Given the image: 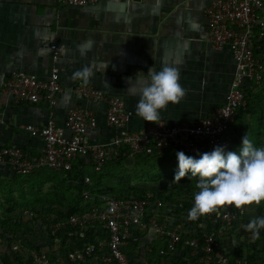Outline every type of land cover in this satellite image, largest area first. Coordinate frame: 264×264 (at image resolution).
I'll list each match as a JSON object with an SVG mask.
<instances>
[{
	"label": "crops",
	"instance_id": "1",
	"mask_svg": "<svg viewBox=\"0 0 264 264\" xmlns=\"http://www.w3.org/2000/svg\"><path fill=\"white\" fill-rule=\"evenodd\" d=\"M211 1L100 0L95 5L72 6L57 0H0V146L20 147L30 156H39L42 140L30 136L24 127L42 128L50 117L61 125L75 107L89 109L97 120V128L87 135L92 142H107L154 124L135 114L150 67L157 71L164 66L178 68L186 90L184 98L162 110L155 123L194 124L203 119L224 103L234 72L229 50H216L209 41L205 12ZM54 55L62 92L52 104L45 99L16 104L3 96L4 81L13 71L46 81ZM83 66L94 72L87 86L124 102L130 117L123 128L107 125L104 103L85 101L74 93L83 85L71 76ZM77 161L88 164L85 158ZM13 174L0 166V180ZM43 231L32 234L28 242L46 252L52 262L71 264L67 253L60 251V242H52L44 227ZM158 238L151 228H133L132 243L126 248L131 264H148L147 253ZM82 264L102 263L91 259Z\"/></svg>",
	"mask_w": 264,
	"mask_h": 264
},
{
	"label": "built area",
	"instance_id": "2",
	"mask_svg": "<svg viewBox=\"0 0 264 264\" xmlns=\"http://www.w3.org/2000/svg\"><path fill=\"white\" fill-rule=\"evenodd\" d=\"M99 1L57 0L58 3L72 6H90ZM205 16L209 41L216 50L228 49L234 62L233 78L220 107L194 124L167 125L157 122L136 132L115 135L110 141L102 143L92 142L87 136L89 131L97 128L94 114L85 107H75L68 111L61 125L50 117L42 128L32 125L24 127L30 136L42 140L43 148L39 156H30L20 147L0 146V166L5 165L14 174L20 175H28L42 168L61 172L71 170L75 161L85 158L98 171L107 160L118 157L123 149L128 150L132 159L137 155L161 153L170 147L195 155L211 152L217 146L227 148L232 141L231 125L237 109L244 107L246 103L244 85L264 84V0H212ZM57 59L58 56L54 55L46 81L33 74L13 71L5 79L1 93L16 104H37L42 99L52 104L62 92L59 69L55 65ZM74 93L82 100L104 103L109 127L121 129L129 121L130 114L120 98H107L101 90L89 86H78ZM85 184L91 186L88 178L84 180ZM82 197L87 203L94 200L89 190L84 191ZM97 201L98 204L83 214L59 220L54 224L50 221L51 235L68 226L78 227L80 237H83L84 231L97 226L107 234L96 245L92 244L82 251L69 254L66 258L69 263L82 264L94 259L102 264H131L126 248L132 239L133 228H151L158 237L165 235L163 226H159L154 218L149 217L150 213L158 212L162 207V202L152 193H147L141 199H121L103 194ZM223 209L219 216L226 223L222 231H226L236 215H232L231 206ZM239 227L244 229L245 225L240 224ZM167 236V252L174 253L181 240L179 231H169ZM55 241L59 242L57 239ZM207 242L202 253H199L198 242L187 241L191 256L200 255L199 261L202 264H227V258L219 256L214 249L215 241L208 238ZM21 248L17 244L13 250L19 251ZM167 252L161 250L159 254L162 256ZM29 257L32 264H56L41 250H31ZM236 262L240 264L242 261Z\"/></svg>",
	"mask_w": 264,
	"mask_h": 264
},
{
	"label": "trees",
	"instance_id": "3",
	"mask_svg": "<svg viewBox=\"0 0 264 264\" xmlns=\"http://www.w3.org/2000/svg\"><path fill=\"white\" fill-rule=\"evenodd\" d=\"M246 103L237 109L231 125L233 135L231 144L225 151H232L239 155L244 130L248 131V138L254 147H264V84L246 83L244 85ZM176 148L170 147L161 153L152 155H137L132 159L127 149L121 150L116 158L107 160L100 170L96 171L94 165L80 161L72 164L68 171H53L47 168L35 170L28 175L13 174L11 178L0 180V264H32L29 257L31 250L40 249L28 242L34 229L29 223L13 217L17 211H26L33 219H41L50 240L60 242V251H65L66 257L76 251L97 244L106 237L101 227L84 231L79 236V228L68 226L51 235L50 221L53 224L71 216L83 214L98 204L100 195L108 194L117 198H143L152 193L162 202L161 209L150 213V219H155L159 226H163L165 235L153 243L147 253L148 264H202L200 255L191 256L190 246L186 242L196 240L198 252L208 244L207 239L215 241L214 249L217 254L227 258V264H264V229L260 231V238L252 240V234L246 230L250 222L243 209L231 206L232 215L236 217L226 231L224 223L219 216L224 209L216 213L189 221L188 212L194 203L195 185L198 178H191L190 174L180 182L174 183L178 171ZM206 153V152H205ZM194 158L200 155L187 154ZM127 164H130L127 165ZM88 178L91 186L84 185ZM169 179V183L162 180ZM49 185L48 189L46 188ZM89 190L94 200L85 202L83 192ZM147 218V220L149 219ZM255 217H264V202L256 206ZM240 224L245 228L241 229ZM177 229L181 236L174 253L167 252L169 238L167 233ZM236 241H243V245L234 246ZM132 240L129 241V244ZM21 245L22 253L14 251L15 245ZM164 250V255L159 252ZM24 252V253H23ZM240 264H243V263Z\"/></svg>",
	"mask_w": 264,
	"mask_h": 264
},
{
	"label": "clouds",
	"instance_id": "4",
	"mask_svg": "<svg viewBox=\"0 0 264 264\" xmlns=\"http://www.w3.org/2000/svg\"><path fill=\"white\" fill-rule=\"evenodd\" d=\"M93 75L91 67L83 66L72 74L71 80L81 81L83 86H87ZM147 76L149 80L140 94L135 114L145 122L156 124L161 111L166 110L169 104H178L186 90L180 84L176 67L164 66L159 71L150 67ZM176 157L178 171L174 183L189 174L191 178H198L194 203L187 215L189 221L212 213L218 215L225 206L243 209L264 202V147H254L247 133L242 138L239 155L217 146L198 159L182 151H178ZM262 229L264 217H254L246 225L253 241L260 238Z\"/></svg>",
	"mask_w": 264,
	"mask_h": 264
},
{
	"label": "rangeland",
	"instance_id": "5",
	"mask_svg": "<svg viewBox=\"0 0 264 264\" xmlns=\"http://www.w3.org/2000/svg\"><path fill=\"white\" fill-rule=\"evenodd\" d=\"M247 130L245 129L244 130V133H246ZM245 135V134H244ZM241 137L243 138V134L241 135ZM239 145L242 146V140L241 142L239 143ZM130 166V164H127ZM163 182H166V183H169V179H166V180H162ZM49 185L46 187L48 189ZM256 206L255 204L251 205V206H245V208H243V212H244V215L248 218V219H252L255 217V210H256ZM13 217L21 220L22 222H25V223H29L31 227H33L34 229V236L35 235H40L41 233H44L43 231V227H42V223H41V219H33L31 217V215H28L26 211H17L15 212L13 215ZM243 241H236L234 243V246H239V245H243Z\"/></svg>",
	"mask_w": 264,
	"mask_h": 264
},
{
	"label": "water",
	"instance_id": "6",
	"mask_svg": "<svg viewBox=\"0 0 264 264\" xmlns=\"http://www.w3.org/2000/svg\"><path fill=\"white\" fill-rule=\"evenodd\" d=\"M137 1H139V0H137Z\"/></svg>",
	"mask_w": 264,
	"mask_h": 264
}]
</instances>
